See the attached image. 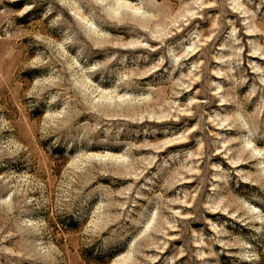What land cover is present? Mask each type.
<instances>
[{"label":"rangeland","instance_id":"374dc122","mask_svg":"<svg viewBox=\"0 0 264 264\" xmlns=\"http://www.w3.org/2000/svg\"><path fill=\"white\" fill-rule=\"evenodd\" d=\"M0 264H264V0H0Z\"/></svg>","mask_w":264,"mask_h":264}]
</instances>
